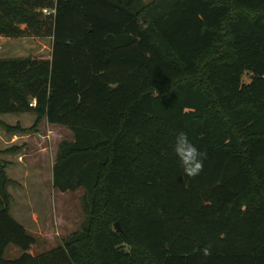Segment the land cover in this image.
I'll use <instances>...</instances> for the list:
<instances>
[{
  "label": "trees",
  "instance_id": "trees-1",
  "mask_svg": "<svg viewBox=\"0 0 264 264\" xmlns=\"http://www.w3.org/2000/svg\"><path fill=\"white\" fill-rule=\"evenodd\" d=\"M0 37L51 39L49 58H0V116L35 117L0 128L72 133L51 184L81 189L85 217L27 254L0 160V264H264V0H0ZM179 132L205 153L195 177L173 155Z\"/></svg>",
  "mask_w": 264,
  "mask_h": 264
},
{
  "label": "rangeland",
  "instance_id": "rangeland-1",
  "mask_svg": "<svg viewBox=\"0 0 264 264\" xmlns=\"http://www.w3.org/2000/svg\"><path fill=\"white\" fill-rule=\"evenodd\" d=\"M150 1L152 0H143L144 4ZM50 52V38L6 39L0 37V58L29 56L49 58ZM250 80V75L245 74L242 82L248 84ZM17 120L20 123H16ZM33 121L32 114L0 116V122L9 126L18 124L22 128H29ZM0 132L6 137L9 136L1 128ZM27 135H31V146L27 147L24 143L16 146L23 145L17 155L23 156L20 157V160H22L21 163L27 165L26 169H22V171L15 168L13 161H15L16 155L0 154V160L6 163L5 172L8 179L15 183L8 187L11 197L10 216L33 237L35 243L27 254L37 256L59 246L70 235L80 230L85 219L81 210L83 191L80 189L74 192L60 193L53 189L51 184V168L55 161L57 146L61 141H72V133L63 126L48 125L46 122H42L36 133ZM19 143L21 142L19 141ZM11 147L14 146L0 145V151ZM33 169L35 170L32 171ZM25 171L27 172L25 173ZM40 233L41 236H39ZM21 254L22 252L18 248L10 245L4 252V260H16Z\"/></svg>",
  "mask_w": 264,
  "mask_h": 264
},
{
  "label": "clouds",
  "instance_id": "clouds-1",
  "mask_svg": "<svg viewBox=\"0 0 264 264\" xmlns=\"http://www.w3.org/2000/svg\"><path fill=\"white\" fill-rule=\"evenodd\" d=\"M171 149L184 175L195 177L200 174L203 169L205 153L190 141L186 133L179 132L174 136ZM201 253L207 257L210 255V250L205 247L201 249Z\"/></svg>",
  "mask_w": 264,
  "mask_h": 264
},
{
  "label": "crops",
  "instance_id": "crops-1",
  "mask_svg": "<svg viewBox=\"0 0 264 264\" xmlns=\"http://www.w3.org/2000/svg\"><path fill=\"white\" fill-rule=\"evenodd\" d=\"M7 39V38H6ZM34 119H35V117H34ZM16 123H20L18 120L16 121ZM26 128V127H25ZM30 138H31V135H24V136H21V135H14V136H5V135H3L1 132H0V145H5V144H8V146L10 145V146H18V144H22V143H24V144H26V146L28 147H30L31 145H30ZM32 140V139H31ZM36 140V139H35ZM42 140V139H41ZM19 141L21 142V143H19ZM39 142H41V141H39ZM37 146H38V144H36ZM38 148H40V147H38ZM40 151V150H39ZM38 151V152H39ZM9 156V155H8ZM17 157V159L15 158V161H13V164H14V166H15V168H17L18 170H22V169H26V166L27 165H25V164H23V163H21L22 162V160H20V157H23V156H21V155H16ZM56 156V155H55ZM19 160V161H18ZM12 162V161H11ZM52 169V168H51ZM35 169H33L32 171H34ZM23 171V170H22ZM27 171H25V173H26ZM9 209H10V207H9ZM20 216H22V214H20ZM24 217V216H23ZM26 218L28 217V215L27 216H25ZM39 236H41V233L39 234Z\"/></svg>",
  "mask_w": 264,
  "mask_h": 264
},
{
  "label": "built area",
  "instance_id": "built-area-1",
  "mask_svg": "<svg viewBox=\"0 0 264 264\" xmlns=\"http://www.w3.org/2000/svg\"><path fill=\"white\" fill-rule=\"evenodd\" d=\"M42 14L49 15L50 13L47 10H42ZM34 106H35L34 101H31V103L29 104V107H34Z\"/></svg>",
  "mask_w": 264,
  "mask_h": 264
},
{
  "label": "water",
  "instance_id": "water-1",
  "mask_svg": "<svg viewBox=\"0 0 264 264\" xmlns=\"http://www.w3.org/2000/svg\"><path fill=\"white\" fill-rule=\"evenodd\" d=\"M114 230H115L116 232H118V233L121 232V229H120L118 223H115V224H114Z\"/></svg>",
  "mask_w": 264,
  "mask_h": 264
}]
</instances>
